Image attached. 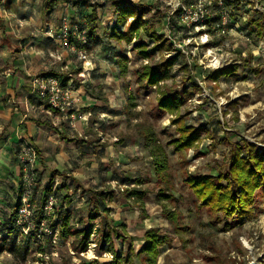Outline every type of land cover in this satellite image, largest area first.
<instances>
[{
	"label": "rangeland",
	"instance_id": "1",
	"mask_svg": "<svg viewBox=\"0 0 264 264\" xmlns=\"http://www.w3.org/2000/svg\"><path fill=\"white\" fill-rule=\"evenodd\" d=\"M60 1V13L63 12L59 17L67 15L71 22H86L87 15L92 11L96 13L99 57L93 56L90 47L87 49L91 65L96 63L94 67L97 68L98 76L91 88H86L88 91L92 89L93 92H89L98 99L93 101L94 106L90 111L89 106L75 105L76 112L74 110L75 114H72L74 121L69 115V120L65 119L66 123L63 122L64 125H73L70 128L63 127L60 113L53 119L57 127L55 130L59 132L62 129L66 137H75L78 140L77 144L73 140L57 144L55 149L61 155L59 160L52 155L46 158L44 153L41 154V150L39 154L32 142H26L33 147L37 155L34 174L36 208L38 197L42 195L51 176H55L59 186L63 184L61 174L72 172L79 179L89 183V187L93 189H107L115 193L114 200L109 205L110 217L112 216L117 225H124L123 233L130 237L123 242V255H127L130 242L133 244L134 253L138 252L143 244L144 233L155 228L168 234L171 239L169 245L160 249L157 264H264V195L257 194L252 216L237 224L233 222L234 225L229 228L225 223H230L231 220L217 215L207 207H201L185 184L188 176L213 175L216 167L223 168L231 144L249 143L264 150V37H249L245 29V19L248 16H260L264 19V0H237L240 3L237 9L232 10L235 18L231 20V10L223 5L224 28L213 33L208 32L204 24L184 25L180 16L175 14L178 9L176 5L192 9L191 6L195 4L208 5V0ZM118 1L127 4L141 3L148 11L144 18L154 25L157 34L163 35L172 45L173 50L164 51V55L170 56L178 52L182 54L174 66L172 79L168 80L166 85L193 93L181 107L180 113L188 115L186 121L189 125H204L211 131L209 137L202 136L197 149L176 153L171 147H165L172 184L171 193L176 197L167 207L176 214L177 226L182 228L179 230L165 218L164 204L157 200L158 186L153 179L152 160L142 141V132L147 127L157 134L163 145L177 133L170 122L172 116L158 111L155 87L147 89L137 82L138 71L149 63V60L134 54L132 46L135 40L130 44L123 40L117 44L109 36L111 28L116 25L114 6ZM71 3L79 5L76 12L71 11L72 8L75 9ZM88 27L91 28L90 25ZM141 38L150 43L142 33ZM206 44L208 45L205 46ZM56 46L57 50L60 49L58 53H69ZM114 47L117 51L113 55L111 51ZM123 54L128 57L125 75H121L120 67L115 62ZM159 56L160 54L156 59ZM74 60L72 55L73 63L63 75L68 76L69 80L72 79L73 87H77L78 82L84 78L79 74L82 72V66L81 70H78L79 65ZM183 62L188 64L189 74L180 68ZM235 64L237 69L233 76L220 78L217 82L207 80L206 76L210 71L232 67ZM102 74L103 81H100ZM189 77L190 80H186ZM193 81L201 90L192 87ZM85 83L86 81L82 85L85 86ZM99 83H103L100 86L102 89L98 86ZM87 94H83L84 101ZM129 97L132 99H128ZM89 102L92 101L86 100V104ZM95 109L97 115H90ZM43 118H46L44 114ZM46 121L52 123L49 118ZM79 137L83 139L82 142H79ZM20 146L21 143L18 144L17 155ZM125 177L132 183L136 179L146 181L142 186L147 190L142 208L124 197L122 180L126 179ZM67 183L71 185V180L68 179ZM128 185L131 187L134 184ZM81 191L71 190L72 202L69 207L75 226H78V216L86 209L85 197ZM64 195L65 192L61 198ZM59 201L63 202V199ZM94 224L99 227L98 220H95ZM42 233L49 235L43 231ZM54 239L49 240L40 235L39 240L31 245L26 261L4 251L0 253V264H80L92 260L111 261L113 258L111 253L100 251L96 237L92 238L85 252L74 250L73 236L65 240L59 237ZM117 244L119 242L114 243L115 249H119ZM133 264L147 263L133 257Z\"/></svg>",
	"mask_w": 264,
	"mask_h": 264
},
{
	"label": "trees",
	"instance_id": "2",
	"mask_svg": "<svg viewBox=\"0 0 264 264\" xmlns=\"http://www.w3.org/2000/svg\"><path fill=\"white\" fill-rule=\"evenodd\" d=\"M222 6L231 10L229 20L235 18L233 11L238 8L237 0H223ZM218 6L217 2H212L209 7V17L204 21L208 32L213 33L216 30L223 29V8ZM115 26L111 28L110 38L116 41H125L130 44L135 40L132 50L135 55L141 59L149 60V63L143 65L137 74V82L144 88L151 89L155 87L157 93L158 111L172 116L171 124L175 127L176 136L171 137L163 145L157 134L150 128L142 132L143 147L147 150L153 169V179L158 186L157 200L163 202V213L165 218L174 225L176 230L182 229L178 225V218L174 211L167 207V204L176 200L171 193L172 184L170 182L168 155L165 147H171L176 153L186 152L190 149H197L202 140V136H210L211 131L204 125L193 126L186 121L188 115L181 114V107L191 98L193 93L185 89L176 87H167L166 82L172 79L174 66L177 64L180 52L170 56L164 55V51L173 50L169 40L164 39L163 35L157 34L156 28L152 23L144 18L145 7L140 3H124L118 1L115 4ZM214 12H213V11ZM182 11L181 7L176 9L175 14L178 17ZM85 19V18H84ZM130 19V21H129ZM88 23V24H87ZM96 23V13L92 11L87 15L86 25L89 45L91 37L94 36ZM90 25L91 28L88 27ZM245 29L247 35L255 37H264V19L262 17L248 16L245 19ZM108 31V28H107ZM141 33L145 35L150 43L142 40ZM206 44L205 46H207ZM160 56L156 59V56ZM117 64L120 67L121 75L127 72L128 57L123 54L118 57ZM184 73L189 74V67L183 62L180 67ZM237 66L224 67L207 73V80L217 82L220 78H228L234 75ZM58 77V75H53ZM63 83L69 81L68 76L61 75ZM186 80H190V77ZM195 90H201L198 84L191 82ZM128 99H132L129 97ZM132 105V104H131ZM63 184L56 185L55 176H51L49 182L45 185L42 195L38 197V208H36V223L42 216L43 206L49 196H53L57 204L54 208L53 216L48 222V228L54 233L58 231L61 240L70 236L73 241L74 250L85 252L96 237L97 246L101 252H109L113 258L111 261L99 262L92 260L90 262H81L80 264H133V257H137L140 262L147 264H157L160 255V249L169 245L171 239L168 234L162 233L159 229L151 228L144 233L143 244L138 252L134 253L133 244L130 242L127 255H123L122 246L126 239H129L123 233V226L110 217L111 209L109 205L114 200L115 193L107 189L84 188L83 185L73 176L62 175ZM123 178L125 186L122 189L123 195L127 200L134 201L140 208L144 206V200L147 190L143 189L146 183L144 179H136L134 183L128 181V177ZM71 180V185L67 180ZM128 184H134L128 187ZM185 184L199 201L201 207H207L217 215H222L225 219L231 220L225 223V226L231 228L235 222L237 224L242 219L252 216L257 194L264 195V150L256 145L249 143L231 144L228 150L225 166L216 167L215 174L208 176L192 175L185 179ZM82 190L85 197L86 213L77 219L78 226H75L70 209L72 202L71 190ZM65 192L63 198L62 194ZM22 188H19V201L14 206L11 217L7 222L0 225V253L7 251L14 257L26 261L28 253L31 251V245L39 240L40 235L51 240L52 235H44L33 231L27 235L23 234L14 226V218L20 205ZM33 199L36 200L35 195ZM32 199V200H33ZM63 202H60L59 200ZM58 205V206H57ZM95 220L99 221V228L95 227ZM119 227V228H118ZM122 230V232L120 231ZM121 232V233H120ZM9 244H7V242ZM6 242V243H5ZM17 242V243H16ZM119 249H115L114 243ZM40 250V249H39Z\"/></svg>",
	"mask_w": 264,
	"mask_h": 264
},
{
	"label": "crops",
	"instance_id": "3",
	"mask_svg": "<svg viewBox=\"0 0 264 264\" xmlns=\"http://www.w3.org/2000/svg\"><path fill=\"white\" fill-rule=\"evenodd\" d=\"M19 1L20 0H0L1 226L11 217L14 206L19 201L21 179L17 155L18 144L32 142L39 154L41 150V154L44 153L46 158L52 155L56 160H59L61 155L59 151L55 149L57 148V144L59 145V142L66 143V141L71 140L75 141L74 143L77 144L78 140H76L75 137L71 139L66 137L65 131L62 129L59 132L55 130L57 127L53 119L60 113L62 115L60 116V120H62L63 124L65 119L69 120V115L74 113L73 111L75 110L76 104H79L78 106L81 105V107L89 106L88 108L90 109L88 111H90L92 110V106H94L93 101L95 102L96 99H98V97L93 96L91 93L93 92L92 89L89 90L91 91L89 92L86 88V86L91 88V84H93L98 76V71H96L97 68L95 69L94 67L96 63L91 66L92 72L90 77L83 75L82 72L79 73L84 79L78 82L77 87L75 85V88L73 87L72 79L67 82L68 85H72L70 88L77 100L74 107L67 113L60 112L46 105V103L43 104V101L41 102V100L38 99L34 91L33 80L36 77L56 74L59 78H62L61 75H63V72L68 70V66L73 63L71 61L72 55L67 52L58 53L60 49L57 50L56 42L47 38L44 33L48 26L58 25L60 18L59 14L63 12L60 13L61 1L21 0L22 3H18ZM72 6H75V9L72 8L71 11L78 10L79 8V5L75 3L72 4ZM69 9L70 6L67 12H69ZM97 29L98 28L95 29L94 36L91 37L89 45L91 53L96 58L100 55ZM94 38H96L97 41ZM116 43L118 44L120 42L116 41ZM54 48L55 50H53ZM116 51L114 47L111 53L114 55ZM107 56H109V54ZM115 62L117 63V60ZM78 65V70H81V65L79 63ZM100 76L102 77L100 81H103L104 75L102 74ZM85 81V86H83L82 83ZM102 84L103 83H99L98 86L100 87ZM84 88H86L85 93L83 92ZM100 89H102V87H100ZM83 94H87L89 97L86 95V100L92 102L86 104ZM92 113H90V115H97L96 109ZM43 114L46 118H43ZM48 118L52 123L46 121ZM70 118L72 120L73 116H70ZM80 123L81 122H79V124ZM67 124L68 125L63 124V127L70 128V126H73L70 123ZM80 138L81 137H79V140L81 141L79 142H82L83 139ZM38 166V168H40V164H38ZM69 175L76 178L84 188L90 186L89 183L79 179L74 173L70 172L67 176ZM56 185L58 184L56 183ZM124 187L123 185V188ZM85 213L86 209L78 218H81ZM2 236L3 234L0 238H2Z\"/></svg>",
	"mask_w": 264,
	"mask_h": 264
},
{
	"label": "built area",
	"instance_id": "4",
	"mask_svg": "<svg viewBox=\"0 0 264 264\" xmlns=\"http://www.w3.org/2000/svg\"><path fill=\"white\" fill-rule=\"evenodd\" d=\"M214 1L217 2L218 6H222V0H208V5L199 3L198 5L191 6L192 9L183 5H176V8L181 7L182 9L179 15L180 21L186 26L203 24L210 13L207 7ZM169 20L170 18L168 19L167 26H169ZM85 25L86 22L84 20L71 22L67 15H62L59 18L58 25L48 26L44 33L47 38L55 41L61 49H65L72 54L75 60L82 66L83 75L90 77L92 65L87 49L89 47V40L86 28L84 27ZM33 82L36 96L39 100L46 103V105L63 113H67L74 107L77 101L76 97H74L68 83H63L61 78L53 75H45L36 77ZM70 116L72 117L73 115ZM18 161L22 193L20 205L14 218V226L25 235L33 231H37L38 233H42L43 231L52 235V239L57 238L58 231L52 233L48 228V222L53 216L54 208L57 204L53 196L47 198L42 209L43 218L36 223L37 209L36 200L33 199V196L35 193L34 174L37 155L33 147L28 143L21 144ZM55 242L54 239L53 243Z\"/></svg>",
	"mask_w": 264,
	"mask_h": 264
}]
</instances>
